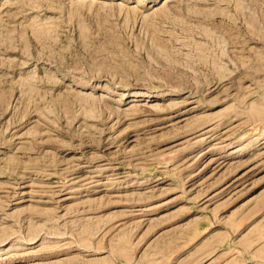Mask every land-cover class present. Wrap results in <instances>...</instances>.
Segmentation results:
<instances>
[{"label": "rangeland", "instance_id": "obj_1", "mask_svg": "<svg viewBox=\"0 0 264 264\" xmlns=\"http://www.w3.org/2000/svg\"><path fill=\"white\" fill-rule=\"evenodd\" d=\"M0 264H264V0H0Z\"/></svg>", "mask_w": 264, "mask_h": 264}, {"label": "bare ground", "instance_id": "obj_2", "mask_svg": "<svg viewBox=\"0 0 264 264\" xmlns=\"http://www.w3.org/2000/svg\"><path fill=\"white\" fill-rule=\"evenodd\" d=\"M153 97H154V95H153ZM99 167V166H98ZM104 168V167H103ZM106 169V168H105ZM108 169V168H107ZM102 168H99V169H97V170H91L90 172L92 173L93 172V174L92 175H90V176H85V177H83V178H80V180H78V181H84L85 183H87V185L88 184H93V186L94 187H96V188H100V189H107L106 187H107V183H105L104 181H103V179H102V177H101V172H102ZM104 171V170H103ZM76 172V171H75ZM103 173V172H102ZM249 175V171L248 172H245V173H243V174H241V175H239V177L237 178V181H236V183L238 184V182H240V181H242L244 178H246L247 176ZM73 178H75V177H73ZM73 181L74 182H78L77 181V179H76V181L73 179ZM243 182V181H242ZM33 183V182H32ZM44 184V183H43ZM28 186V185H27ZM27 186H21V188H25V187H27ZM78 186V185H77ZM81 186V185H80ZM71 187H72V185H71ZM71 187H70V189H71ZM74 187V186H73ZM30 188H32V187H30ZM29 188V189H30ZM38 188H39V186H38ZM44 188V187H43ZM95 188V189H96ZM34 189V188H33ZM32 189V190H33ZM111 189V188H110ZM20 190V189H19ZM76 190H77V188H76ZM42 191V190H41ZM62 191V190H61ZM71 191L72 190H70V191H67V192H64L65 194L66 193H71ZM31 192V191H30ZM34 192V191H33ZM19 193H20V195L21 196H23V197H25V196H27V194H28V192H25V191H19ZM63 194V193H62ZM61 194V195H62ZM32 195V194H31ZM62 199V198H61ZM65 199H67V198H65Z\"/></svg>", "mask_w": 264, "mask_h": 264}]
</instances>
